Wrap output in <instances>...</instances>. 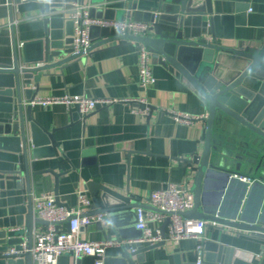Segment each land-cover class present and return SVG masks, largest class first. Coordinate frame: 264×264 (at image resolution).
I'll list each match as a JSON object with an SVG mask.
<instances>
[{
    "label": "crops",
    "instance_id": "0c3cea01",
    "mask_svg": "<svg viewBox=\"0 0 264 264\" xmlns=\"http://www.w3.org/2000/svg\"><path fill=\"white\" fill-rule=\"evenodd\" d=\"M193 1L196 6L210 9L212 14L196 12L186 15L185 38L213 41L210 19L218 15L231 18V26L227 22L219 23L218 32L222 37L232 34L231 40H218L221 46L245 49L264 45V0ZM132 2L135 9L130 5ZM86 3L103 15L114 11L116 17L113 20L130 19L145 23L146 15L156 11L153 0H86ZM12 9L13 22L8 0H0L2 68L13 66L14 39L19 60L23 61L24 45L44 36L42 16L34 0L28 3L12 0ZM89 34L92 45L103 40L112 41L95 47L88 56L67 64L62 70H52L53 77L41 79L35 99L84 95L94 99H116L118 102L99 106L87 116H82L76 108L68 110L63 105L33 106V117L48 131L55 130L59 147L55 157H30L32 195L46 194L56 199L55 190L58 189V198L66 205L64 207L77 209L78 193L83 192L90 198L91 204L81 207L82 215L90 216L96 209L90 184L103 185L123 193L128 188L134 199L149 206L150 193L170 183H187L192 188L196 168L189 160L203 153L206 120L184 125L177 123L169 111L207 117V103L178 71L172 67L165 68L153 56L150 62L156 84L143 87L139 75L138 43L118 39L120 36L116 33L101 28H91ZM246 64L233 52H222L218 55L213 75L217 80L229 83ZM28 83L30 88L35 89L33 80ZM149 107L155 108L152 115ZM136 110L148 111L143 114ZM212 140L213 146H221V150L227 153L226 164L222 167L234 173L227 180L221 173L210 177L203 209L221 213L228 219L264 224V166L258 170L261 163L264 165V139L228 120L216 124ZM211 158L214 163L218 159L214 150ZM50 170L59 174L57 180ZM20 171L25 172L22 156L0 151V181L5 182V194L0 196V219L16 215L19 207L28 204L25 184H20L22 177L16 173ZM240 176L249 181L241 180ZM136 212L137 209L130 216L127 232L121 239L123 245L138 250L151 245L134 243L142 236L136 229ZM104 217L107 221L109 215ZM166 221L151 226L162 229L165 225L168 235L170 222L166 224ZM46 227L36 225L34 232L43 231ZM59 227L60 230L67 229L65 223ZM78 237L96 242L113 240L116 235L106 222L105 225L94 223L81 228ZM130 241L133 243L129 244ZM204 241H214L231 250L222 255L226 264H264V240L249 231L209 224ZM197 244L192 239L178 243L166 240V243L142 253L143 262L138 261L140 257L137 256L133 260L135 264H174L175 261L196 264ZM105 256V264H117L115 261L124 255L121 246H111ZM57 264H95V259L85 256L77 260L72 254L65 253L59 257Z\"/></svg>",
    "mask_w": 264,
    "mask_h": 264
},
{
    "label": "water",
    "instance_id": "95a60500",
    "mask_svg": "<svg viewBox=\"0 0 264 264\" xmlns=\"http://www.w3.org/2000/svg\"><path fill=\"white\" fill-rule=\"evenodd\" d=\"M39 7L44 25V36L34 43H26L23 47V61L19 60L14 39V62L10 68L0 67V151L17 153L22 156L25 163V172H16L25 184L28 194L27 206L18 208L16 215L0 219V264H32L31 248L36 225H48V222L35 216L32 202L31 172L29 167L30 157L39 159L42 157H55L59 144L55 140V130L48 131L45 126L32 115L31 102L37 97L39 83L42 78L54 76L52 70H61L69 63L81 60L82 53L75 54L73 48V36L75 23L68 19L75 4H84V0H34ZM156 11L148 13L145 23L152 26L146 36L135 37L131 35L120 36L118 39H126L146 47L152 56L165 68L172 67L178 71L195 89L197 94L208 106L206 118V139L203 153L190 159L192 167L196 168L192 193L194 195V208L179 213L186 219H197L207 222V225H217L249 231L264 240V224L246 223L236 218L228 219L221 213L205 211V191L208 188L210 177L215 173L227 180L234 171L226 170L222 166L226 164L227 153L220 147L213 146V131L216 124L235 121L252 133L264 139V45L249 46L245 49H227L219 44L220 39H232V34L221 36L218 32L219 23L227 22L231 26V18L213 16L210 19L212 40L206 38L188 39L184 36V18L196 12L202 14L212 11L196 6L193 0H153ZM12 0H8L11 22L14 20ZM135 9V3H130ZM196 6V7H194ZM93 16L113 20L116 17L114 11H107L105 15L101 11H92ZM99 30V27H92ZM14 30V29H13ZM14 33V31H13ZM14 38V34H13ZM112 39L103 40L92 45L90 52ZM231 51L246 61V66L241 73L229 83L217 80L213 73L217 65L218 55ZM33 80L35 89L29 87L28 81ZM151 108V114L154 107ZM151 117V116H150ZM149 117V119H150ZM218 155V159L212 162V151ZM264 159V156H263ZM262 163L258 166L261 168ZM56 180L57 173L50 170ZM15 173V174H16ZM14 174V172H13ZM238 174V173H237ZM90 192L95 211L93 215H109L107 226L116 235V240L122 241L129 225V218L135 209L164 213L149 205L134 199L135 196L127 188L125 193L103 185L90 184ZM5 182L0 181V196L4 195ZM101 191V193H99ZM56 204L66 206L58 198ZM168 216L170 213H164ZM83 216V215H82ZM76 216H71L65 221L67 229L69 223ZM167 219L166 224L169 223ZM165 227V225H164ZM162 228V241L149 247H142L134 252L129 251V245H122L123 257L117 259V264H135L133 258L140 257L142 253L154 249L166 243L167 234ZM118 230L119 233H118ZM206 264H226L222 259L223 253L231 252L214 241L203 242ZM24 247L26 251L23 252ZM15 253H11V252ZM174 264H180L175 261Z\"/></svg>",
    "mask_w": 264,
    "mask_h": 264
},
{
    "label": "built area",
    "instance_id": "2783aa9c",
    "mask_svg": "<svg viewBox=\"0 0 264 264\" xmlns=\"http://www.w3.org/2000/svg\"><path fill=\"white\" fill-rule=\"evenodd\" d=\"M20 3H28L33 0H18ZM12 6V2H11ZM93 7L86 3L75 4L72 13L68 19L74 21L75 29L73 36V48L75 54L82 53L83 57L90 54L92 41L90 39V29L99 27L110 30L119 36L131 35L135 37L146 36L152 26L144 22L133 21L130 19L110 20L95 18L92 15ZM140 57V80L143 87L148 88L156 84V79L152 72L150 59L152 53L144 46L138 47ZM116 99H94L84 95H65L61 97L37 98L31 102V105L48 107L50 105H63L68 110L76 108L82 116H87L95 111L99 106H108ZM147 114L148 110H136ZM171 117L180 124L191 125L199 120H206L207 117L193 116L187 113L169 111ZM241 180L248 178L240 176ZM79 207L73 209L70 207L58 206L53 197L46 194H33V210L35 216L48 222L45 230L34 232L33 245L30 250L32 264H57L58 259L65 253L72 254L75 259L80 260L85 256L95 259V264H105V252L111 246H122L123 241L105 240L89 242L78 237L81 228H87L94 223L106 224L104 215L82 216V206L91 204L90 198L83 192L78 193ZM149 204L164 213H158L144 208H138L136 212V229L142 236L134 243L154 245L160 243L162 239V229L153 228L151 224L162 223L169 219V232L166 240L178 243L182 240L192 239L197 241V261L196 264H205V252L202 240L205 237L207 222L197 219L183 218L179 213L192 210L194 208V195L192 188L187 183H170L167 187L154 190L150 193ZM76 216L69 223V229L60 230V224L71 216ZM133 241L129 244H132ZM130 246V245H129ZM131 251L134 252L131 246ZM26 251L25 247L23 252ZM15 253V252H11Z\"/></svg>",
    "mask_w": 264,
    "mask_h": 264
}]
</instances>
